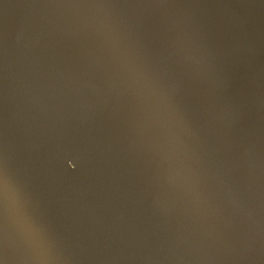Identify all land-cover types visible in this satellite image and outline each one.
Wrapping results in <instances>:
<instances>
[{
	"label": "water",
	"instance_id": "1",
	"mask_svg": "<svg viewBox=\"0 0 264 264\" xmlns=\"http://www.w3.org/2000/svg\"><path fill=\"white\" fill-rule=\"evenodd\" d=\"M0 264H264V0H0Z\"/></svg>",
	"mask_w": 264,
	"mask_h": 264
}]
</instances>
